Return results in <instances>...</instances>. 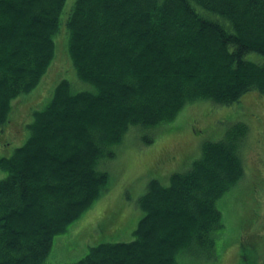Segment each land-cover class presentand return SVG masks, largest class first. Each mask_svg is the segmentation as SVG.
Segmentation results:
<instances>
[{"label": "trees", "instance_id": "obj_1", "mask_svg": "<svg viewBox=\"0 0 264 264\" xmlns=\"http://www.w3.org/2000/svg\"><path fill=\"white\" fill-rule=\"evenodd\" d=\"M65 3L0 0V133H11L15 102L35 98L55 43L77 82L60 80L40 112L32 110L39 103L29 106L26 141L0 159V264H47L53 238L102 197L105 163L130 127L167 124L195 102L228 107L250 93L264 96V0ZM77 80L89 89L77 90ZM247 132L238 120L168 184L149 181L136 202L133 240L96 244L66 264L214 259L223 228L217 202L244 176Z\"/></svg>", "mask_w": 264, "mask_h": 264}, {"label": "rangeland", "instance_id": "obj_2", "mask_svg": "<svg viewBox=\"0 0 264 264\" xmlns=\"http://www.w3.org/2000/svg\"><path fill=\"white\" fill-rule=\"evenodd\" d=\"M72 2L66 0V9ZM54 55L47 75L29 96L35 97L29 106L39 103L33 112L46 106L60 80L77 83L66 54L57 51V43ZM249 57L258 59L257 55ZM79 83L77 90L89 89ZM240 101L228 107L195 102L185 105L167 124L130 127L123 142L113 147L115 157L105 163L109 176L106 190L80 219L86 212H93L84 223V218L78 219L65 233L53 238L46 263H74L96 244L133 240L132 232L142 213L136 202L145 193L148 182L153 179L168 184L171 174L189 169L200 157L205 142L216 140L242 120L248 126L242 145L245 173L234 190L217 202L223 228L216 236L214 259L202 253L199 257L183 258V264H264V96L250 93ZM15 103L12 110L17 115L8 127L11 133H0V159L12 156L29 134L26 126L23 132V125L30 107L23 106L20 100ZM32 114L31 121L35 115ZM4 177L5 172L0 169V179Z\"/></svg>", "mask_w": 264, "mask_h": 264}]
</instances>
